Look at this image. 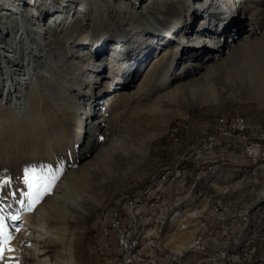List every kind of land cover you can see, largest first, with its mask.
Wrapping results in <instances>:
<instances>
[{"label":"rangeland","instance_id":"1","mask_svg":"<svg viewBox=\"0 0 264 264\" xmlns=\"http://www.w3.org/2000/svg\"><path fill=\"white\" fill-rule=\"evenodd\" d=\"M55 1L40 0L36 38L48 45L31 76L44 87L39 106L21 111L0 94V106L13 112L0 120V181H11L0 187V215L12 236L6 248L16 233L32 239L5 250L0 264H119L116 215L123 226L132 222L142 253L152 257L139 264H264V0L254 3L252 13L261 15L255 34L247 18L238 33L235 0L193 12L187 39L210 40L216 49L208 52L180 41L189 24L182 12L205 0L77 2L63 13L64 31L50 35L49 17L63 11ZM20 7L0 11V33L4 21H37L25 19L29 4ZM162 51L164 62L145 71ZM237 116L243 131L216 132L218 118ZM251 149H259L256 158L246 154ZM48 169H59V179L30 207L24 173ZM174 172L182 177L154 186ZM144 191L139 216L123 210ZM25 217L40 232L25 228Z\"/></svg>","mask_w":264,"mask_h":264},{"label":"bare ground","instance_id":"2","mask_svg":"<svg viewBox=\"0 0 264 264\" xmlns=\"http://www.w3.org/2000/svg\"><path fill=\"white\" fill-rule=\"evenodd\" d=\"M50 1L54 2V0H50ZM57 1L58 0L55 1V4L58 6L59 10H63V11L61 13H59V15L54 16L52 14L49 17L50 21L47 24V27H48L50 35L52 33L58 34L61 31H64V28L66 26L63 27V25L67 24V20L69 17H67V16L65 17L63 15V13H66L70 10L74 11V7L76 6L77 2L91 3L93 0H59V2H57ZM210 1L214 2L217 0H205V1H201L200 5L199 4L198 5H194V4L188 5L189 6L188 10L186 9L181 14L182 21H184L186 18L189 17V19H188L189 24L185 25V28H186V26H187V28L184 29V30H186V32H185L186 34L183 33V35L180 38L181 43H183V44L191 43L194 46L201 47L206 52L211 51L212 49H210V48L216 49V47L211 45L210 40L199 38V37L195 36V34L191 38L192 39L191 41H189V39H187V37L192 35V33L194 31L192 29H193L195 22L192 23V20H190V16H192V14L198 12L197 9H200V10L203 9L205 7L204 5L208 4ZM255 2H257V0H237V1L235 0V3H237L239 5L238 9L241 11V15L237 19L238 21H240L239 23H237V25H239V28L237 30L238 33H240L241 29H244V25H245L244 22H246V18H247V20L250 21L249 26L252 27V30H254L253 34H255L257 32V26H258L257 24L261 19V17H260L261 15H258V13H255V12L252 13V11H254V9H255L254 8ZM24 3H25V5L29 4V6H31L27 11H25L26 12L25 19L30 20V17H31V18H36L37 21L33 24V26L27 25V23H25L24 20H21L15 24H13V22H10V21L9 22L4 21V24L1 26L2 28H1V33H0V94L4 95L6 97L7 103L10 101H14V104H16V109H19L21 111H23V109H24L23 106H25V105L28 107L31 106L32 108L37 109V106H39V101H36V97L38 95L42 94V92L44 91V87H41L38 84L35 85L31 82L32 81L31 76L34 73V72H32L34 67L37 66V68H39V67H41L42 63L43 64L45 63V62H43V60L40 57L46 55V53H45L46 50L44 49L45 48L44 45L46 46V45H48V43L43 44L36 37L38 36V33H40L38 28H39V25L41 23L42 17L44 16V14L42 13L44 6H42V4L45 5V3H50V2L46 1L45 3H41L40 0H30V1L28 0V2H26V0H2L0 2V11L3 8H5L2 11V12H4L6 10V7H8V6H14V7L18 8L22 4L24 5ZM183 5H185L184 2H183ZM20 8H18V9H20ZM35 8H37V9H35ZM186 11L189 12L190 14L186 15V13H187ZM46 14L48 15L49 13H46ZM12 15L13 14H11V13L9 14V16H12ZM204 15L206 16L205 13L200 14V18L204 17ZM103 20H106V18L103 17V19L101 21H103ZM230 20L234 22L233 17ZM227 21H229L228 18H227ZM34 25H36V26H34ZM235 28H236V26H235ZM184 30H182V31H184ZM67 31L70 32L71 29H68ZM9 32L14 33L15 36H11V37L9 36L8 37V34H7V37H6V33H9ZM16 32H17V34H16ZM248 38H249L248 36L245 38L242 37L241 40L243 42H246L248 40ZM213 43H216V42L213 41ZM24 50H26L28 52H25ZM165 52L166 51H162L159 54V56L156 58V60H154L151 63V65L145 69V71L151 72L156 67H159L160 64H162V62H164V59L168 55V53L167 52L165 53ZM40 53H43V54L41 55ZM187 55H188V53H187ZM24 67L26 69H24ZM30 69H31V71H30ZM25 70H28L27 77H21V78L16 77L17 75H20V73L24 72ZM23 76H26V75L23 74ZM43 76H45L44 78H46L47 81L48 80L51 81L49 83L56 84V83H54V80L51 77V75L43 74ZM108 80L110 81L112 79L108 78ZM113 80H115V77ZM30 83H32L31 91H29L27 88L28 87L27 85ZM103 87H105L108 90L107 93H111L112 91H110V90H113V88H114L109 83L103 85ZM178 88L179 87H177V89ZM192 90H194V89H192ZM192 93H194V92H192ZM109 106H110V104H109ZM10 107L0 106V120L6 116H11V117L13 116V112H11L9 110ZM31 116H33V110L32 111L28 110L26 115H25V118L29 119ZM174 131H176V130H174ZM2 137L3 136L0 134V138H2ZM251 151H253L252 155H249L248 153H246V154L249 157L256 158L255 156H256V154H259V149H251ZM249 153H250V151H249ZM36 214H38L37 211H35V213H33L31 215L30 220L32 222L36 221V219L34 220V218L36 216L38 218V215H36ZM30 220H28V218L25 217L23 226L25 228L27 227L30 230L39 231L37 229L32 228V225L29 224ZM26 235L22 234V235H20L21 236L20 237L19 233H16L15 234V237H16L15 244H12L8 247L13 249L16 247L15 245L18 244V242H21V243H27L29 241L32 242V239ZM227 236H228V234H227ZM10 261L11 260H7L6 264H9Z\"/></svg>","mask_w":264,"mask_h":264},{"label":"built area","instance_id":"3","mask_svg":"<svg viewBox=\"0 0 264 264\" xmlns=\"http://www.w3.org/2000/svg\"><path fill=\"white\" fill-rule=\"evenodd\" d=\"M225 129H230L233 132H240L245 129L244 120L241 117H235L234 119H231L229 121L228 119H225L224 117H220L216 121V132L223 133L225 132ZM179 138V131L176 128V132L173 136L170 137L172 141H178ZM183 174H185V171H183ZM182 175H175L174 173H167L159 179V181L154 184V186L160 187L164 185L166 182H168L170 179L173 181H176L180 179ZM159 189V188H158ZM157 189V191H158ZM164 192V190H163ZM162 193V192H161ZM143 197H149L148 191L137 193L134 197L128 199L125 204L123 205L125 209L123 210H129V213L133 215L134 217H137L140 215V210H137V203H139ZM157 199V204H158ZM157 204H154V206L149 207V212L151 210H155L154 207H158ZM131 215H128L129 218H132ZM132 223V222H131ZM131 223L127 226L122 225L121 216L116 215L115 219L111 223V229L117 234V241H118V247L120 251V258L119 264H139L145 261L147 258L151 259V256L145 255L142 253L141 249V240H135V232L131 231ZM107 232V231H106ZM153 241L150 243H147V245H152ZM194 247H197L196 249L203 248L200 244H193ZM153 246V245H152ZM130 248H137V255H130Z\"/></svg>","mask_w":264,"mask_h":264},{"label":"snow or ice","instance_id":"4","mask_svg":"<svg viewBox=\"0 0 264 264\" xmlns=\"http://www.w3.org/2000/svg\"><path fill=\"white\" fill-rule=\"evenodd\" d=\"M59 169L53 171L48 169L47 175H37L35 170L29 172L28 170L24 173V183L28 189V199L31 201L30 207L34 206L44 196L49 195L51 189L54 187L56 181L59 179ZM11 183L10 180L5 179L0 181V187L6 188ZM3 210L0 209V212ZM12 220H16L17 217H9ZM12 236L8 231V225L6 223V217L0 215V257L3 256L5 250L13 251L10 247H7L11 243Z\"/></svg>","mask_w":264,"mask_h":264}]
</instances>
